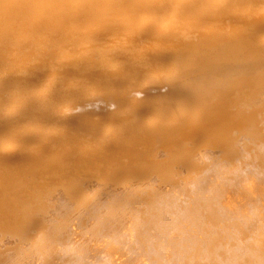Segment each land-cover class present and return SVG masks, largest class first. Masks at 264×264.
I'll return each mask as SVG.
<instances>
[{"label": "bare ground", "instance_id": "obj_1", "mask_svg": "<svg viewBox=\"0 0 264 264\" xmlns=\"http://www.w3.org/2000/svg\"><path fill=\"white\" fill-rule=\"evenodd\" d=\"M0 264H264V0H0Z\"/></svg>", "mask_w": 264, "mask_h": 264}]
</instances>
